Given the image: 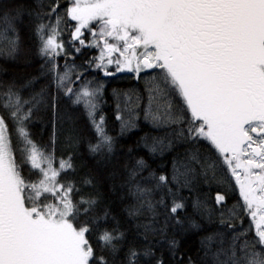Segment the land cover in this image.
<instances>
[{"label": "snow or ice", "instance_id": "1", "mask_svg": "<svg viewBox=\"0 0 264 264\" xmlns=\"http://www.w3.org/2000/svg\"><path fill=\"white\" fill-rule=\"evenodd\" d=\"M25 16L44 82L0 77V264H264V0H0V60ZM89 70L135 81L126 150Z\"/></svg>", "mask_w": 264, "mask_h": 264}, {"label": "trees", "instance_id": "2", "mask_svg": "<svg viewBox=\"0 0 264 264\" xmlns=\"http://www.w3.org/2000/svg\"><path fill=\"white\" fill-rule=\"evenodd\" d=\"M28 17L25 16L23 21L20 23V37H21V52L19 57L16 60L4 61L0 60V68L7 69L6 72H0V77H12L14 76L17 81L22 82L24 79H28L31 77H36L41 83L44 82V77L41 76V68L40 65L43 63V60L39 57L36 51V45L34 38L32 37L31 31L27 26ZM95 49H88L86 55L83 58H87L95 53ZM82 57L77 56L76 62L79 64L81 62ZM61 62H63L61 60ZM88 75L96 76L99 79L105 80L104 90H103V101L101 104V109L107 118V127L111 135H113L116 139V149L117 150H126L128 146L132 145L136 139L141 136L144 132L150 131L149 127L141 121V126L138 129H133L130 132L120 134L119 124L115 119V107H116V99L113 97V89H128L130 87H134L135 81L133 79L124 77L122 78V74H117L116 77H104L102 73L96 72L94 70H89ZM39 85H37L38 89ZM139 87H143L141 83ZM46 127V126H45ZM79 127L82 129V137L83 141L76 149L78 153L77 157V165L80 174L90 172L93 166V161L86 154V140L90 135V130L84 127V121L81 119L79 123ZM34 133L38 131L37 128L31 129ZM45 135L47 133L45 132ZM38 138V137H37ZM62 151V145L60 142H57L56 145V154L59 156ZM204 192H208L209 189L207 187L203 188ZM187 195V193H185ZM104 195L107 201H111L112 207L118 208L119 204L115 199L109 195V193L105 190ZM232 201L229 200V204ZM121 222L123 228H128V224L123 222L122 214H121ZM201 233L196 230L184 233L178 238L181 241V248H191L192 252L189 254H194L196 249L199 247V237Z\"/></svg>", "mask_w": 264, "mask_h": 264}]
</instances>
